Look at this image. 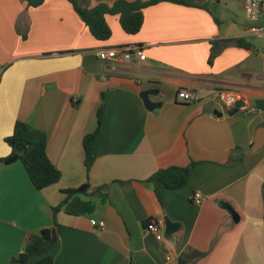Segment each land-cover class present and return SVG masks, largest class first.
Masks as SVG:
<instances>
[{
    "label": "crops",
    "instance_id": "0c3cea01",
    "mask_svg": "<svg viewBox=\"0 0 264 264\" xmlns=\"http://www.w3.org/2000/svg\"><path fill=\"white\" fill-rule=\"evenodd\" d=\"M197 3L145 7L136 34L108 14L112 35L99 40L68 0H0V159L23 120L46 132L48 156L61 171L57 183L39 190L20 160L0 162V264H11L28 236L55 220L54 264H178L193 251L203 253L194 264H264V143L253 149L264 131L263 39L249 31L244 0ZM236 39L248 45L225 43ZM131 45L143 46L146 59L97 56ZM146 89L158 90L150 99L160 107H146ZM180 89L198 98L184 101ZM217 91L246 104L225 113L230 105ZM98 125L87 171L84 137ZM169 166H189L190 174L180 188L162 185L159 199L145 181ZM86 183L84 198L94 200L95 211L55 216L63 189ZM99 187L106 202L92 193ZM196 191L201 204L192 200ZM166 216L180 223L172 235L159 241L144 230L145 221Z\"/></svg>",
    "mask_w": 264,
    "mask_h": 264
},
{
    "label": "trees",
    "instance_id": "16d2710c",
    "mask_svg": "<svg viewBox=\"0 0 264 264\" xmlns=\"http://www.w3.org/2000/svg\"><path fill=\"white\" fill-rule=\"evenodd\" d=\"M29 6H39L45 0H26ZM73 5L76 12L89 27L91 33L99 40H108L112 35V30L107 23L106 15H118L122 28L129 34H136L141 29L144 22L143 10L145 7L162 1H174L186 5H198V0H115L112 5L100 3L94 7L90 6V0H68ZM225 43L240 44L247 46L241 39L226 40ZM212 56L214 54L212 53ZM99 130V125L92 132L84 137L85 165L90 171L94 163L92 150L93 140ZM6 142L11 147L8 156L1 158L0 162L13 163L20 160L33 183L41 190L61 179V171L56 167L48 156V136L45 131L30 123L18 120L14 125L12 135L6 138ZM190 174L189 166H169L160 168L152 174L145 182L152 185L159 199L160 187L163 185L169 189L182 187L188 180ZM89 184L81 185L78 188L63 189L66 195L58 207L54 208V215L64 209L71 215L91 214L96 209L93 199L84 198L90 190ZM105 187H99L92 191L97 193L102 202H106L107 197L101 193ZM91 193V194H92ZM150 220L145 221V225ZM57 222L53 227L43 228L38 233L28 236L24 249L17 256L13 257L11 264H54V256L50 253L52 247L58 241L56 230ZM203 255L200 251H193L180 257L178 264H194ZM37 258L36 260H33Z\"/></svg>",
    "mask_w": 264,
    "mask_h": 264
},
{
    "label": "built area",
    "instance_id": "2783aa9c",
    "mask_svg": "<svg viewBox=\"0 0 264 264\" xmlns=\"http://www.w3.org/2000/svg\"><path fill=\"white\" fill-rule=\"evenodd\" d=\"M246 18L249 22V31L253 36L262 38L261 45L257 48V53L261 57L264 68V0H244ZM97 56L100 60L105 62H115L119 59L127 62H134L136 60H145L146 54L144 47L140 45H131L127 47H114L104 48L97 52ZM112 70H116L115 66L111 67ZM178 97L184 101H192L198 98V92L196 90L180 89L178 91ZM214 97L221 99L226 105H233L236 101L235 96L227 91H217L214 93ZM192 200L201 204L203 196L200 191H196L192 195ZM92 224L98 228L105 227V221L103 219H92ZM165 229L164 219H151L145 226L144 230L148 233L155 235L157 240H164L165 236L163 230Z\"/></svg>",
    "mask_w": 264,
    "mask_h": 264
},
{
    "label": "water",
    "instance_id": "95a60500",
    "mask_svg": "<svg viewBox=\"0 0 264 264\" xmlns=\"http://www.w3.org/2000/svg\"><path fill=\"white\" fill-rule=\"evenodd\" d=\"M156 93H158L157 89H146V90H143L140 94L145 105H146V107L150 110H152L156 107H160L162 104L161 102L151 101L150 95L156 94ZM245 104L246 103L243 99H237L233 105H231L229 107L224 106V112L228 113V114H233L235 112H238L242 107L245 106ZM214 113L219 115V116H221L223 114V112H220L218 110H215ZM263 143H264V131L260 130L256 135L255 142L253 145V149L259 148L260 146H262ZM229 210H230L235 222H238L240 220V216H239L238 212L233 208H229ZM164 221H165V235L166 236L172 235L173 233H175L180 228V223L172 221L168 216H166L164 218Z\"/></svg>",
    "mask_w": 264,
    "mask_h": 264
},
{
    "label": "rangeland",
    "instance_id": "374dc122",
    "mask_svg": "<svg viewBox=\"0 0 264 264\" xmlns=\"http://www.w3.org/2000/svg\"><path fill=\"white\" fill-rule=\"evenodd\" d=\"M164 236L167 238L168 236L165 235V230H163Z\"/></svg>",
    "mask_w": 264,
    "mask_h": 264
}]
</instances>
